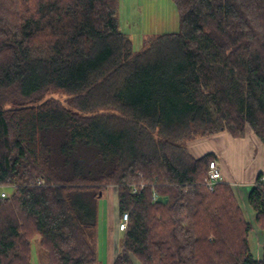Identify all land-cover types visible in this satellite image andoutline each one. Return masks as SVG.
Segmentation results:
<instances>
[{
    "label": "trees",
    "instance_id": "1",
    "mask_svg": "<svg viewBox=\"0 0 264 264\" xmlns=\"http://www.w3.org/2000/svg\"><path fill=\"white\" fill-rule=\"evenodd\" d=\"M173 1L179 30L134 51L119 0H0V264H35V236L45 264H97L110 185L128 213L112 264H264L230 183L205 184L215 153L188 147L247 126L264 146V0ZM261 171L247 199L264 231Z\"/></svg>",
    "mask_w": 264,
    "mask_h": 264
},
{
    "label": "rangeland",
    "instance_id": "2",
    "mask_svg": "<svg viewBox=\"0 0 264 264\" xmlns=\"http://www.w3.org/2000/svg\"><path fill=\"white\" fill-rule=\"evenodd\" d=\"M118 27L122 32L128 34L132 42V49L138 51L143 47V38L148 35H157L179 30V13L173 0H119L117 11ZM53 100L66 107H72L70 100L72 97L61 90L51 89L43 93L42 100ZM111 112V111H109ZM114 114L116 112H113ZM252 131L248 128L243 134L244 137H252ZM241 136V137H243ZM257 138V137H254ZM257 142L260 140L257 138ZM261 144V142H260ZM262 149L256 145L252 152L245 156L242 166H250L257 159H260ZM221 167L220 159H217ZM115 188V186L110 185ZM8 190V197L11 196V189ZM107 188L102 189V195L97 201L98 225L95 244L97 248V264H108L107 256V235H108V198ZM257 225V224H256ZM256 225H253L256 227ZM253 228V227H252ZM256 229V230H255ZM117 230V227H116ZM260 233V229H251ZM255 230V231H254ZM262 230V229H261ZM120 232V230H117ZM251 231V232H252ZM264 232V231H261ZM122 234V232H120ZM264 234V233H262ZM262 237L260 236V240ZM30 260L35 264H45L46 251L40 246L39 236L32 237L30 240Z\"/></svg>",
    "mask_w": 264,
    "mask_h": 264
},
{
    "label": "crops",
    "instance_id": "3",
    "mask_svg": "<svg viewBox=\"0 0 264 264\" xmlns=\"http://www.w3.org/2000/svg\"><path fill=\"white\" fill-rule=\"evenodd\" d=\"M250 136L252 137H234L224 130L210 136H204L191 140L188 142V147L195 155H200L208 151L215 153L216 158L221 161V180L230 183L244 217L252 224V229H260L255 222L256 212L249 205L247 196L257 172L264 170V152H261L260 159H257L252 165L246 167L242 166V164L243 159L250 153V151L252 152L254 146L258 145L262 151H264V146H262L260 142H257L258 140H256L257 138H254L256 137L254 134ZM107 191L109 205L107 225L108 249L106 250V260L108 264H112L114 258L120 250L122 234L116 230V223L119 217L116 189L108 186ZM253 225H256V227ZM251 231L248 235L249 247L252 254L255 257H259L262 251V241L259 240L260 236L262 237V240H264V234H262L264 232H261V229L260 233L258 231L253 233V231ZM131 260L133 264H142L135 256H132Z\"/></svg>",
    "mask_w": 264,
    "mask_h": 264
},
{
    "label": "built area",
    "instance_id": "4",
    "mask_svg": "<svg viewBox=\"0 0 264 264\" xmlns=\"http://www.w3.org/2000/svg\"><path fill=\"white\" fill-rule=\"evenodd\" d=\"M207 174L208 175L205 179V184L209 190H212L214 185L222 179L221 168L219 166L217 159H212L209 161ZM260 179L264 181V170L261 171ZM6 194H7L6 187L1 185L0 195L5 196ZM127 220H128L127 212H123L119 214V217L116 223L117 230H120V231L124 230L127 225Z\"/></svg>",
    "mask_w": 264,
    "mask_h": 264
},
{
    "label": "water",
    "instance_id": "5",
    "mask_svg": "<svg viewBox=\"0 0 264 264\" xmlns=\"http://www.w3.org/2000/svg\"><path fill=\"white\" fill-rule=\"evenodd\" d=\"M156 202H166L167 201V197L165 195H159L156 197L155 199Z\"/></svg>",
    "mask_w": 264,
    "mask_h": 264
},
{
    "label": "bare ground",
    "instance_id": "6",
    "mask_svg": "<svg viewBox=\"0 0 264 264\" xmlns=\"http://www.w3.org/2000/svg\"><path fill=\"white\" fill-rule=\"evenodd\" d=\"M40 181H42V179H40ZM6 192H7V194L5 195V196H7L8 195V191L6 190ZM157 196H159L158 194H156V193H154V201H155V199H156V197Z\"/></svg>",
    "mask_w": 264,
    "mask_h": 264
}]
</instances>
